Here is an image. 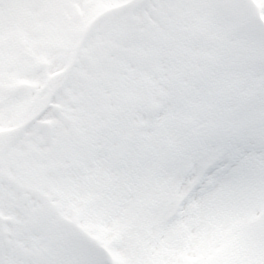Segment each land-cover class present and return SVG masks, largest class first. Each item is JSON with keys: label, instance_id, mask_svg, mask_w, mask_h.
Here are the masks:
<instances>
[{"label": "rangeland", "instance_id": "1", "mask_svg": "<svg viewBox=\"0 0 264 264\" xmlns=\"http://www.w3.org/2000/svg\"><path fill=\"white\" fill-rule=\"evenodd\" d=\"M122 1H1L0 129L27 118L85 25ZM70 2L81 7L82 23ZM228 2L150 0L155 14L131 8L92 29L55 108L0 140V214L12 216L0 232L9 262L0 264H96L65 239L68 231L34 191L66 218L82 219L123 264H264V216L256 217L264 213V151L255 149L264 144V81L259 65L246 67L242 36L230 40ZM19 40L38 61L16 50ZM248 77L258 82L251 93ZM157 108L164 113L153 120ZM216 162L224 168L215 187L193 190L170 222L176 203Z\"/></svg>", "mask_w": 264, "mask_h": 264}, {"label": "bare ground", "instance_id": "2", "mask_svg": "<svg viewBox=\"0 0 264 264\" xmlns=\"http://www.w3.org/2000/svg\"><path fill=\"white\" fill-rule=\"evenodd\" d=\"M51 82L55 83L56 85L59 84V82H61V75H56L54 80L52 79ZM45 100L41 99L38 104L36 105L35 109H34V113H36L43 105H44ZM2 139V137H0V140Z\"/></svg>", "mask_w": 264, "mask_h": 264}]
</instances>
